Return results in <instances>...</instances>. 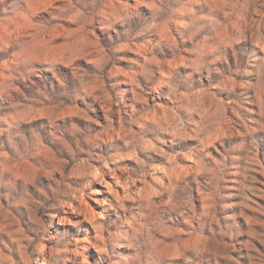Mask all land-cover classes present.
Here are the masks:
<instances>
[{
    "label": "rangeland",
    "instance_id": "rangeland-1",
    "mask_svg": "<svg viewBox=\"0 0 264 264\" xmlns=\"http://www.w3.org/2000/svg\"><path fill=\"white\" fill-rule=\"evenodd\" d=\"M0 264H264V0H0Z\"/></svg>",
    "mask_w": 264,
    "mask_h": 264
}]
</instances>
